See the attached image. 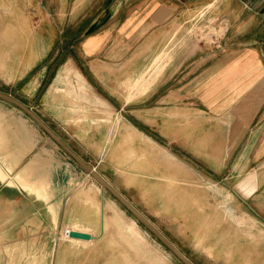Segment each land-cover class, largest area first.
Returning a JSON list of instances; mask_svg holds the SVG:
<instances>
[{"label": "crops", "instance_id": "1", "mask_svg": "<svg viewBox=\"0 0 264 264\" xmlns=\"http://www.w3.org/2000/svg\"><path fill=\"white\" fill-rule=\"evenodd\" d=\"M47 2L61 3L67 46L84 34L77 43L83 58L97 55L105 65L113 55L115 67L127 55L130 81L168 45L170 25L183 26L214 4L210 14L224 20V32L210 41L185 37L159 78L117 104L114 117L66 90L61 68L49 79V65L31 96L54 122L17 99L157 229L170 225L187 235L196 257L264 264V0ZM137 44L151 46L137 56ZM77 67L80 86L90 91L82 63ZM0 135V264H136L135 249L150 261L151 231L32 115L1 98ZM23 183L45 186L47 199ZM73 225L94 235L59 240Z\"/></svg>", "mask_w": 264, "mask_h": 264}, {"label": "rangeland", "instance_id": "2", "mask_svg": "<svg viewBox=\"0 0 264 264\" xmlns=\"http://www.w3.org/2000/svg\"><path fill=\"white\" fill-rule=\"evenodd\" d=\"M60 7L61 3H48L47 0H0V91L19 98L27 104H32L44 113L51 123L54 122L52 113L43 109V106L40 105L39 96H31L37 81L42 76V70L45 65H49L46 73L49 79L61 68L66 78V90H70L73 95L77 93L83 98L86 106L93 110L97 109L102 112V116H109L110 118L112 114L113 117L115 116V106L117 104L123 102L124 99L128 101L135 99L144 92L148 85L153 84L159 78L164 64L167 65L168 58L171 57L173 51L183 44L185 37L191 36L194 39L204 40L205 38L208 39V37H204L208 30H212V33L218 35L221 34L216 33L218 29L225 30L222 22L216 21V18L214 19V16L210 14V10L214 8L213 3L201 8L198 13H193L187 22H183V26L170 25L168 27V45L164 49L156 51L158 59H155V57L147 64L142 73L144 77L136 85L135 82L130 81L131 79H127L126 76L133 73V71H128L127 63H129V57L127 55L122 59V63L117 62L115 67L113 65L115 58L113 55L106 58L107 64L101 65L102 62L99 61L97 55L91 59L82 57L77 43L81 42L84 34L75 36L77 43H75L74 47L67 46V43H64L65 39L70 35L65 34L67 31L64 30V27L66 29V20L63 19V16H60L61 12L58 13ZM201 10L204 11V14L201 13ZM204 18L209 21L212 19V23L209 24L210 27L205 26L206 21L203 22ZM150 46V44H137L132 50L136 48V55L138 56L147 52ZM116 50L118 51V47H116ZM106 54L107 51L105 52ZM100 58L102 59V57ZM99 62H101L100 65H98ZM77 63H82L88 75L90 91L80 86L77 76L79 72ZM104 73H107L106 76L101 75ZM123 74L126 77L120 80ZM105 77L109 79L106 80ZM39 90L41 94L45 91L44 88H39ZM103 98L105 99L103 100ZM23 185L28 190L34 191L47 199L45 186L37 188V185L34 186L35 184L28 185L23 183ZM128 214L133 218L135 217L130 211H128ZM140 225L141 227L143 226V224ZM71 227V231L79 230L78 226L73 225ZM161 228H163V232L167 233L164 235L169 241L175 244L189 259H197L202 264H216L212 260L204 259L200 256L196 257V254L190 248L189 237L177 233L179 228H173L170 225H164ZM58 239L60 240L61 238L58 237ZM149 244L150 261L145 258L141 260V254L135 249V259H137L139 264H184L151 232ZM138 263L136 262V264Z\"/></svg>", "mask_w": 264, "mask_h": 264}, {"label": "water", "instance_id": "3", "mask_svg": "<svg viewBox=\"0 0 264 264\" xmlns=\"http://www.w3.org/2000/svg\"><path fill=\"white\" fill-rule=\"evenodd\" d=\"M0 98L8 101L12 104H16L17 106L23 108L26 110L30 115L34 117V119L49 133V136L54 140L56 144H58L61 148L64 149L65 152H67L79 165L93 178H95L98 183H100L105 189H107L111 194L114 196V198H117L119 202L132 213L137 221H139L141 224H143L147 229H149L157 239L161 241L162 244H164L173 254L176 255L178 259H180L184 264H197L192 259H189L175 244H172L169 239L159 230L154 227V225L151 223V221L143 214L140 213L127 199L124 198L111 184H109L95 169V167H92L91 164L86 162L79 154L74 152L69 145L63 140L62 137H59L46 122H43L30 108L25 106L22 102H20L17 98L14 96L0 91ZM71 237L76 238H85L90 239L92 238V235L88 232L84 231H75L72 230L70 233Z\"/></svg>", "mask_w": 264, "mask_h": 264}, {"label": "bare ground", "instance_id": "4", "mask_svg": "<svg viewBox=\"0 0 264 264\" xmlns=\"http://www.w3.org/2000/svg\"><path fill=\"white\" fill-rule=\"evenodd\" d=\"M201 13H203L204 14V11H202L201 10ZM202 14V15H203ZM214 18V17H213ZM215 19V18H214ZM208 20V19H207ZM207 20H205V18L203 19V22H205V26H209V24H211L212 23V19L209 21H207ZM210 27V26H209ZM221 28V27H220ZM210 29V28H209ZM224 29V28H223ZM212 30H208V31H206V34H205V36L204 37H208V39H210V38H212V36H213V33L211 32ZM224 32V30H222V29H218L217 30V32L216 33H223ZM203 33V32H202ZM211 40V39H210ZM159 57V56H158ZM155 59H158L157 57L155 58ZM152 65V64H151ZM150 68V67H149ZM148 70H150V69H148ZM78 74V76L80 77V78H82V76H81V74H79V73H77ZM144 77V75L142 74L138 79H136L135 81H133V82H135V84L136 85H138V83L142 80V78ZM151 84V83H150ZM151 85H148L147 87H146V89L144 90V92L145 91H147L148 89H149V87H150ZM135 88H136V86H135ZM62 89V87H60V90ZM137 91V90H136ZM129 120V119H128ZM133 126V125H132ZM3 128V127H2ZM6 129V128H5ZM131 129V128H130ZM4 130V129H3ZM5 131V130H4ZM1 132H2V130H1ZM129 132V131H128ZM4 134V133H3ZM2 133H1V135H3ZM0 135V136H1ZM7 135V134H6ZM3 137V136H2ZM6 137V136H5ZM3 139H5L4 137L2 138V141H3ZM10 139V138H9ZM8 139V140H9ZM11 139H13V138H11ZM7 140V139H6ZM153 140V139H152ZM5 141V140H4ZM9 142V141H8ZM3 143H5V142H3ZM3 143H1V144H3ZM8 144V143H7ZM8 145H10V144H8ZM5 146H7L6 145V143H5ZM8 148V146L5 148V149H7ZM17 149V148H16ZM17 151H18V149H17ZM20 152V151H19ZM18 152V153H19ZM170 152V151H169ZM14 153V152H13ZM13 153H11V154H13ZM21 153V152H20ZM174 154V153H173ZM15 156V155H14ZM17 156V155H16ZM14 158V157H13ZM18 158V157H17ZM37 161H39V158L38 159H36ZM37 161H35L36 163H38ZM32 162V161H31ZM34 163V162H33ZM35 163V164H36ZM31 166V165H30ZM37 166H38V164H37ZM37 166H35V167H37ZM40 166V165H39ZM34 167V166H33ZM28 168V167H27ZM8 169V168H7ZM1 170H2V168H1ZM1 170H0V175L2 176V177H4V175L2 174V172H1ZM38 170V169H37ZM40 171V170H39ZM41 171H43V170H41ZM40 171V172H41ZM27 171H25V173H26ZM33 171H31V173H30V175L31 174H33L32 173ZM24 174V173H23ZM27 174V173H26ZM25 175V174H24ZM89 175V174H88ZM27 179V178H26ZM21 180V179H20ZM22 181H23V179H22ZM8 183V182H7ZM65 228H69L70 230H71V226H68V227H64V229ZM64 229L62 228L61 229V231L63 232L64 231ZM92 235H94L93 233H92ZM64 238H66V237H64ZM64 238H61L60 240H64ZM94 240V239H93ZM92 243V242H91Z\"/></svg>", "mask_w": 264, "mask_h": 264}, {"label": "built area", "instance_id": "5", "mask_svg": "<svg viewBox=\"0 0 264 264\" xmlns=\"http://www.w3.org/2000/svg\"><path fill=\"white\" fill-rule=\"evenodd\" d=\"M216 21L224 22L223 19L218 20L217 18H216ZM222 24H223V23H222ZM216 35H218V34L213 33V36H214V37H215ZM71 232H72V231H71L69 228H65L64 231H63L62 233L59 234V238H64V237L69 238V237H71V236H70V233H71Z\"/></svg>", "mask_w": 264, "mask_h": 264}]
</instances>
